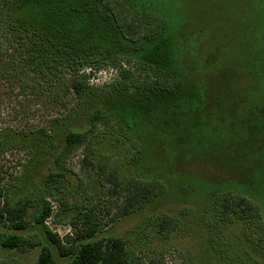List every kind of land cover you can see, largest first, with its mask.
Returning <instances> with one entry per match:
<instances>
[{
    "label": "rangeland",
    "instance_id": "374dc122",
    "mask_svg": "<svg viewBox=\"0 0 264 264\" xmlns=\"http://www.w3.org/2000/svg\"><path fill=\"white\" fill-rule=\"evenodd\" d=\"M155 2L165 12L168 28L180 27L166 41L168 56L159 47L154 49L157 59L164 68L185 76L187 90L180 109L183 121L158 120L152 138L143 139L148 150L160 146L168 155V159L161 161L150 158L146 152L150 169L158 171L161 177L170 175L169 180L163 177L167 195L106 226L132 178L128 172L122 173L132 157L127 151L130 144L125 140L129 138L122 135L118 143L109 134L88 139L62 160L65 183H54L53 190L46 188L52 184H44L49 156L36 148L31 155L25 149L4 148L0 150V210L6 204L15 207L21 201L26 206L24 219L28 227L16 230L10 221L0 218V241L10 234L23 240L20 247L13 249L0 244V264H38L41 247L49 245L44 227L66 242L65 237L73 231L70 222L75 217V207L82 212L90 209L99 218L102 228L95 238L122 240L123 264H247L251 259L264 264V237L253 235L252 241L258 245L250 247L241 237V224L229 230L233 239L230 253L219 255L211 250L209 257L204 256L205 235L197 222L201 221L200 207L196 206L199 203L192 195L181 197L191 192L195 180H201V175L195 173L202 172L209 183L201 187L204 194L210 193L209 186H219L247 197L257 205L264 230V0ZM203 10L208 11L209 19H203ZM216 25L220 26L217 31ZM143 47L152 53L150 46ZM115 79L116 70L109 66L94 71L89 82L101 87ZM12 93L0 92V128L20 129L28 123L45 126L57 113L50 106H15ZM100 132L102 129L98 128L96 134ZM91 152L93 170L83 163V156ZM107 153L112 154L110 164L98 168V158ZM119 154L126 159V165ZM194 156H205L203 166L194 164ZM116 157L121 165L117 170L118 162L113 163ZM174 163L184 165L191 178L183 176V171L166 174L164 166ZM51 169L56 171L52 167L48 171ZM115 173H122L120 181L110 178ZM113 189L117 191L109 194ZM43 199L51 207L44 226L34 221L41 213ZM185 206L193 211L188 232L162 240L157 223L163 220V213L175 214ZM152 215L155 217L151 219ZM186 251L190 254L188 262L181 257ZM54 255L57 264H71V258L59 257L55 248Z\"/></svg>",
    "mask_w": 264,
    "mask_h": 264
},
{
    "label": "trees",
    "instance_id": "16d2710c",
    "mask_svg": "<svg viewBox=\"0 0 264 264\" xmlns=\"http://www.w3.org/2000/svg\"><path fill=\"white\" fill-rule=\"evenodd\" d=\"M207 17L208 11L203 10V19ZM219 27L216 25L215 30ZM177 30L180 27L168 28L166 14L155 0H0V92L13 91L15 106L21 108L30 104L36 109L50 106L57 110L45 126L28 123L20 129L0 128V150L20 148L31 155L36 148L49 156L44 184H52L46 188L53 190L54 183L64 185L60 164L75 148L88 139H98L100 135L104 138V134L114 136L118 143V137L123 135L129 138L125 140L130 144L127 151L132 157L122 173L128 172L132 178L106 226L164 198L168 193L165 179L169 180L170 175H163L164 179L150 169L146 152L161 161L168 155L160 146L148 150L143 139L152 138L158 120L183 121L180 109L187 96L185 76L164 68L154 50L159 47L167 55L166 41ZM144 44L151 47L152 53ZM109 66L115 68L116 79L101 87L90 85L94 71ZM98 128L102 132L96 134ZM111 153L98 158V168L110 164ZM92 156L93 152L83 156L87 168L93 167ZM118 157L123 159L120 154ZM118 157L113 163L118 162ZM204 158L194 156L193 162L203 166ZM123 162L126 165V159ZM118 163L116 170L121 166ZM51 167L56 171H48ZM163 170L166 174L183 171V176L191 178L189 170L180 163L165 165ZM195 174L201 175V180H195L191 192L181 197L192 195L199 203L196 206L200 207L201 221L197 222L205 235L202 254L209 257L211 250L219 255L230 253L233 239L229 230L238 224L243 226L242 239L256 248L258 244L252 236L264 237L257 205L219 186H209L210 193L204 194L201 187L209 185L207 177L202 172ZM119 176L115 173L110 178L120 181ZM42 202L41 213L34 221L44 226L51 207L45 199ZM18 203L15 207L6 204L0 210V218L10 221L13 229L24 230L28 227L24 219L26 206ZM74 211L70 222L73 231L65 237L66 242L44 227L49 245L41 247L38 264H57L54 248L59 257L71 258V264H123L122 240L95 238L102 228L99 218L90 209L82 212L75 207ZM192 214L186 206L175 214L163 213V220L157 223L162 240L188 232ZM236 235L234 238L238 239ZM22 242L20 236L10 234L0 244L13 249ZM181 257L188 262L190 254L186 251ZM247 264L256 261L251 259Z\"/></svg>",
    "mask_w": 264,
    "mask_h": 264
}]
</instances>
